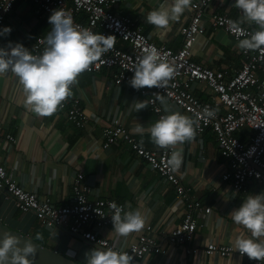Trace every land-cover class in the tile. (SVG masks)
<instances>
[{
    "label": "crops",
    "instance_id": "1",
    "mask_svg": "<svg viewBox=\"0 0 264 264\" xmlns=\"http://www.w3.org/2000/svg\"><path fill=\"white\" fill-rule=\"evenodd\" d=\"M165 2L171 0H116L113 12L130 19L155 45L177 51L182 43L180 29L189 22L191 10L189 6L164 28L148 23V12ZM212 13L226 14L253 30L258 26L241 19L242 11L234 5V0H215L208 6L201 22L202 34L191 48V60L232 75L240 68L239 46L223 30L209 25L208 17ZM48 17L34 3L16 0L2 25L10 26L11 32L0 37V46L7 47L8 41H18L32 52L35 39L45 37L51 29ZM117 47L129 48L120 41ZM113 71L103 68L92 73L81 72L70 86V101H77L84 113L81 127L68 118L67 109L57 107L51 115L36 114L25 106L22 86L15 73L9 71L0 75V165L22 190L34 193L41 200H49L55 207L71 204L72 180L77 173H82L84 182L91 188L90 199H111L146 214L143 228L127 237L117 236L113 226L85 227L116 250L125 249L141 235L148 234L155 248L143 259H134L133 264H250L236 255L190 254L186 249H204L210 243L233 247V239L240 231L250 235L246 228L233 222L230 212L250 193L264 191V185L250 181L243 191L236 193L229 182L222 181L227 165L211 128L192 140L174 145V151L179 149L183 156L178 169L182 184L191 189L193 198L211 211L198 218L197 230L187 246L171 244L168 234L181 223L186 200L125 142L104 147L103 129L119 124L143 147L159 148L147 131L158 119L148 106L147 87L134 89L128 83L117 84L112 77ZM191 90L199 101L212 102L211 91L205 84L194 83ZM137 101H143L146 106L136 110ZM157 102L165 114L166 110L178 111L191 117L165 97L163 103L158 99ZM138 123L145 128L143 134L133 131ZM247 134L243 131L237 136L242 139ZM6 135L12 136L15 143L6 140ZM33 226L30 232L37 233L39 223L36 221ZM78 244V240H71V246ZM45 245H51L48 239ZM66 256L74 257L71 248L66 250Z\"/></svg>",
    "mask_w": 264,
    "mask_h": 264
},
{
    "label": "built area",
    "instance_id": "2",
    "mask_svg": "<svg viewBox=\"0 0 264 264\" xmlns=\"http://www.w3.org/2000/svg\"><path fill=\"white\" fill-rule=\"evenodd\" d=\"M15 1L3 0V3H0V26L3 25L5 16L11 11ZM25 1L34 3L48 16L53 9L62 8L71 14L74 25L88 28L93 32L114 35L113 47L83 72L92 73L103 68L113 69L112 77L117 84L128 83L133 75L131 69L138 57L143 54L145 48L154 46L161 57L174 66L175 71L166 86H146L150 110L158 119L165 115L157 102V96L162 95L192 117L196 122V135L200 136L207 128H211L220 154L227 165L221 179L229 182L234 192L243 191L250 181L264 185V46L256 50H244L239 47L240 68L232 75L226 71L205 68L193 62L190 57L192 46L202 34V19L208 6L215 0L191 1L190 19L180 29L182 43L177 51L155 45L130 19L116 15L113 12L116 0ZM82 18H85L84 22L81 21ZM208 21L212 28L223 30L236 43L245 35L255 31L233 23L236 21L226 14L212 13ZM45 37L35 39L32 45L33 54H40L46 47ZM119 41L126 43L129 48L117 47ZM194 83H203L210 89L212 102H201L193 95L191 86ZM58 107L67 109L68 118L77 127L83 125L84 113L77 101H70V97H67ZM206 108L213 110L215 115L208 117ZM243 131H247L248 134L241 139L237 135ZM5 138L15 143L12 136L6 135ZM119 141L125 142L151 169L169 182L182 199L186 200L183 202L184 217L181 223L169 232L168 239L171 244L187 246L197 230L198 218L210 213L211 209L193 198L190 195L191 189L182 184L178 170L172 171L168 166L167 157L171 151H174V145L164 148L159 146L157 150H150L143 147L131 132L119 124L103 129L105 148ZM0 189H5L14 197L19 212H35L40 227L51 229L55 224H60L67 227L74 235H80L99 246L110 247L108 241L95 236L85 227L113 226L111 216L114 209L110 204L112 202L118 206L123 204L111 199H90L91 188L84 182L82 173H77L72 180L73 197L69 206L55 207L49 200H41L34 193L22 190L2 165H0ZM146 230L149 231L150 228L147 227ZM154 248V240L145 233L122 251L128 252L135 260H140ZM186 251L190 254L207 256L236 255L250 264H264V259L259 261L249 259L246 254H239L232 246L210 243L204 249L187 247Z\"/></svg>",
    "mask_w": 264,
    "mask_h": 264
},
{
    "label": "clouds",
    "instance_id": "3",
    "mask_svg": "<svg viewBox=\"0 0 264 264\" xmlns=\"http://www.w3.org/2000/svg\"><path fill=\"white\" fill-rule=\"evenodd\" d=\"M190 4L191 0L161 3L148 12L146 20L158 28L167 27ZM234 5L242 11V20L254 22L258 26L250 35L239 39L238 46L244 50L260 49L264 46V0H234ZM48 22L51 29L44 38L46 47L40 54H33L18 41H8L7 47L0 46V75L9 71L15 73L22 86L25 106L41 116L54 113L62 101L72 95L70 86L77 76L100 60L115 43V36L112 34L105 35L74 25L71 14L62 8L53 9ZM10 32V26H0V37ZM131 71L133 75L128 84L139 89L143 86H166L175 68L151 46L143 50ZM157 99L164 102L163 96L158 95ZM145 106L143 101L134 104L136 110ZM166 112L147 128L154 144L164 148L182 144L195 137L196 122L191 117L178 111ZM205 112L208 117L215 115L208 108ZM133 131L143 134L145 128L138 123ZM182 159L179 149L171 151L167 164L172 171H176L180 168ZM110 207L114 209L111 221L117 236L127 237L129 233L143 228L147 216L139 209L118 206L115 202ZM230 214L234 223L250 232V235L243 231L235 235L232 242L234 249L241 255L246 254L249 259H264V239H258L264 237V191L247 195ZM36 237L39 238L40 234L37 233ZM35 251L31 239L25 240L21 246L15 235L4 232L0 236V264H30L28 257L34 256ZM85 257L84 264H132L133 261L128 252L111 247H92L85 253Z\"/></svg>",
    "mask_w": 264,
    "mask_h": 264
},
{
    "label": "water",
    "instance_id": "4",
    "mask_svg": "<svg viewBox=\"0 0 264 264\" xmlns=\"http://www.w3.org/2000/svg\"><path fill=\"white\" fill-rule=\"evenodd\" d=\"M37 221L33 211L21 213L15 205L14 197L5 189H0V236L4 232L19 238L21 246L25 240L31 239L35 246L34 256L28 257L30 264H84L85 253L92 247H102L94 244L80 235L72 234L69 229L60 224H55L48 231V240L51 245H43L30 237V230ZM78 240L77 246H71V240ZM71 248L74 257L66 256V250ZM134 262V258L132 264Z\"/></svg>",
    "mask_w": 264,
    "mask_h": 264
},
{
    "label": "trees",
    "instance_id": "5",
    "mask_svg": "<svg viewBox=\"0 0 264 264\" xmlns=\"http://www.w3.org/2000/svg\"><path fill=\"white\" fill-rule=\"evenodd\" d=\"M239 137V136H238ZM36 232L40 234V237L37 238L34 232H30V237L34 239L36 242L45 245V240L48 239V231L43 227H37Z\"/></svg>",
    "mask_w": 264,
    "mask_h": 264
}]
</instances>
